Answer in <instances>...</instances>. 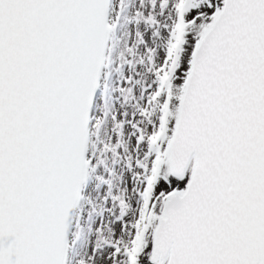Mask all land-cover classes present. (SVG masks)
Here are the masks:
<instances>
[{
  "label": "snow or ice",
  "instance_id": "snow-or-ice-1",
  "mask_svg": "<svg viewBox=\"0 0 264 264\" xmlns=\"http://www.w3.org/2000/svg\"><path fill=\"white\" fill-rule=\"evenodd\" d=\"M0 264H264V0H0Z\"/></svg>",
  "mask_w": 264,
  "mask_h": 264
}]
</instances>
